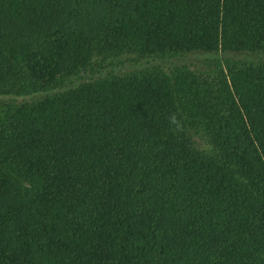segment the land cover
I'll return each instance as SVG.
<instances>
[{
    "label": "trees",
    "instance_id": "1",
    "mask_svg": "<svg viewBox=\"0 0 264 264\" xmlns=\"http://www.w3.org/2000/svg\"><path fill=\"white\" fill-rule=\"evenodd\" d=\"M0 264H264V0H0Z\"/></svg>",
    "mask_w": 264,
    "mask_h": 264
},
{
    "label": "clouds",
    "instance_id": "2",
    "mask_svg": "<svg viewBox=\"0 0 264 264\" xmlns=\"http://www.w3.org/2000/svg\"><path fill=\"white\" fill-rule=\"evenodd\" d=\"M170 129L176 133L182 131L183 124L177 113H170L167 117Z\"/></svg>",
    "mask_w": 264,
    "mask_h": 264
}]
</instances>
